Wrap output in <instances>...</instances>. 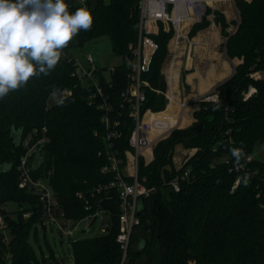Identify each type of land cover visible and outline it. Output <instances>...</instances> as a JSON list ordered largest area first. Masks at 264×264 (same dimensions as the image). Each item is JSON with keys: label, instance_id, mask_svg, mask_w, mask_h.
<instances>
[{"label": "trees", "instance_id": "trees-1", "mask_svg": "<svg viewBox=\"0 0 264 264\" xmlns=\"http://www.w3.org/2000/svg\"><path fill=\"white\" fill-rule=\"evenodd\" d=\"M140 1L65 0L70 12L89 8L94 17L92 29L74 37L48 76L32 77L0 99V208L9 237L6 241L0 230V264L38 263L29 237L43 222V204L36 194L22 189L18 165L26 151L24 138L43 126L48 128L49 140L42 146L32 175L46 177L51 171L49 182L65 216L80 221L97 210V201L111 215L108 233L73 242V263H120L123 250L116 240L121 225L119 196L115 188L97 191L115 181L114 173L105 170L110 165L109 128L103 121L104 109L98 107L103 97L97 96L90 104L94 85L73 74L77 65L71 53L90 39L107 35L115 53L125 57L131 52L129 46L140 41ZM234 2L238 20L229 21L222 11L214 10V22L221 27L227 55L241 61L232 76L215 86L217 99L209 100L212 95H207L198 101L200 108L192 125L174 128L160 139L152 161L146 164L140 157L138 178L154 190L138 201L142 223L132 233L127 264H139L142 258L145 264H264V160L252 157L247 161L257 144L264 146V0ZM211 12L207 8L190 36L210 26ZM232 25L235 28L230 30ZM150 36L157 48L142 78L161 92L145 87L148 98L142 113L164 111L168 104V81L162 70L173 30L167 32L162 26ZM114 69L109 80L99 69L96 78L112 106V123L119 121L117 136L112 137L114 147L119 156H125L136 126L132 103L123 96L130 86L129 68L125 62ZM258 72L262 75L255 77ZM251 86L256 90L248 95ZM64 88L71 89V94L64 95V104H50V93ZM178 145L196 149L179 168L173 163ZM234 147L245 153L239 169L231 152ZM177 178L180 190L175 192L171 181ZM236 180L239 183L233 188ZM86 200L91 210L86 209ZM7 203L16 205L11 211L16 213L13 219L3 208ZM27 212L30 216L24 217Z\"/></svg>", "mask_w": 264, "mask_h": 264}, {"label": "built area", "instance_id": "built-area-1", "mask_svg": "<svg viewBox=\"0 0 264 264\" xmlns=\"http://www.w3.org/2000/svg\"><path fill=\"white\" fill-rule=\"evenodd\" d=\"M208 4L209 0H141L139 2L140 12L142 13V28L139 36L140 41L135 46H129L131 52L126 54L124 58L129 68L128 77L130 86L124 91L123 96L126 97L127 101L132 103L133 111L131 116L134 117L136 124L129 137L130 149L126 150L125 156H119L120 152L114 147L115 141L112 137L117 136L115 129L119 126V121L115 120L113 123L111 121L110 114L112 113V106L107 101L108 98L104 96L102 86L96 78V74L99 70L97 67L84 66L83 64L80 65L76 61L77 67H80L82 71L76 69L73 74L78 75L81 79L89 80L91 84L94 85V92L90 96V104L95 103L97 96L103 97V100L98 107L102 110L104 109L106 114H104L103 121L109 128L106 139H108L107 153H109L108 159L110 165L105 166V170L114 173L115 181L104 187L99 186L97 191L101 192V190L105 188H115L119 196L120 208L122 209L119 215L121 225L116 240L119 242L121 250H123L119 264H127L128 252L130 251L129 247L133 236L132 233L134 229L136 230V228L142 223L138 214V201L141 197L151 195L154 190L152 187H147V185L138 178V171L140 168L139 159L140 157L145 159L146 150L151 149L154 145L153 139L150 137L153 123L145 120L144 116L146 112L142 113L141 110L148 98V96H146L145 87H150L151 84L150 81L142 78V74L149 69V63L157 48L156 40H153L150 35L158 34L162 26L167 32L171 29L173 30V36L171 41H169V50L170 53H172V66L179 53V46L183 40L189 39V46L193 45L187 29L192 23L202 20L207 12V8H209L207 7ZM87 62L93 64L94 57L88 55ZM115 70L116 69L113 68V72H115ZM254 76L257 77L256 74H254ZM150 88L155 90L157 94L161 92L159 89ZM255 90L256 89L251 86L248 95L253 94ZM60 92L63 95H69L71 94V89L64 88L61 89ZM217 98L218 95L214 98L207 99L214 100ZM181 106L184 107L185 103ZM47 131L48 128L46 126H43L42 129L35 128L33 131L29 132L23 140V146L26 151L21 155L20 163L18 165L22 189L24 188L41 198L40 201L43 204L44 211L43 221L46 224L54 223L55 225H58L59 230L62 233H65V235L67 234L71 237L79 226L80 221L88 220L92 222L95 216L96 220L101 217L102 222L104 223L101 227V233H108L109 227L112 224L111 215L108 212L109 210L102 208L100 201H97L96 203V211L91 212L80 221L78 220V222L65 216L66 212L59 207L58 197L51 186L52 184L49 182L51 171L48 172V176L46 177H34L32 175L34 167L36 168L39 163L38 158L40 156L38 155L42 153V146L48 143L49 139L46 134ZM252 157L253 156L249 155L247 161L251 160ZM147 163L148 162H146V164ZM241 166H243L241 162H239V164L235 163L236 169H239ZM188 172L189 171L185 172V175L183 176L184 178H186L185 176L188 175ZM129 177L132 179L130 180ZM179 181L178 178L171 181V186L175 192L180 190ZM238 181L239 180H236L233 188L238 185ZM79 196L86 197L83 194H79ZM92 208L93 206L90 201L86 200V209L91 210ZM30 214L31 212H27L24 214V217H29ZM3 215L4 213H2L0 208V230L5 234V239L7 240L5 233L6 227L4 224L5 219ZM9 264H11V261H9Z\"/></svg>", "mask_w": 264, "mask_h": 264}, {"label": "clouds", "instance_id": "clouds-1", "mask_svg": "<svg viewBox=\"0 0 264 264\" xmlns=\"http://www.w3.org/2000/svg\"><path fill=\"white\" fill-rule=\"evenodd\" d=\"M93 22L89 8L70 12L65 0H0V99L32 77L48 76L63 49ZM50 99L62 106L66 97L54 89ZM231 152L237 164L245 156L243 148Z\"/></svg>", "mask_w": 264, "mask_h": 264}, {"label": "crops", "instance_id": "crops-1", "mask_svg": "<svg viewBox=\"0 0 264 264\" xmlns=\"http://www.w3.org/2000/svg\"><path fill=\"white\" fill-rule=\"evenodd\" d=\"M207 7L213 10L208 16L211 20L210 26L199 30L193 36L189 35L192 46L188 47V42L183 40L172 66V53L169 50L171 54L169 68L162 70L168 81V89L165 93L168 97V104L164 111L149 110L144 116L146 121L153 123L150 137L154 142L151 149L146 150V162L154 158L153 148L160 139L167 137L174 128H185L195 122L194 113L200 108L198 101L209 94L216 85L232 76L235 71L234 66L241 61L237 58L230 59L227 55L221 27L214 22V10L222 11L229 21L234 20L235 11L239 13L234 0H209ZM196 22L188 27V32ZM233 27L234 25L230 27V30ZM183 103H185L184 107L181 106ZM170 104H172V109L169 107ZM188 149V157L196 152V149Z\"/></svg>", "mask_w": 264, "mask_h": 264}, {"label": "rangeland", "instance_id": "rangeland-1", "mask_svg": "<svg viewBox=\"0 0 264 264\" xmlns=\"http://www.w3.org/2000/svg\"><path fill=\"white\" fill-rule=\"evenodd\" d=\"M233 17L234 20H238L239 13L235 11ZM233 28H235V25ZM186 41L188 42V47H189V39H186ZM112 45L113 44L112 41H110V38L107 35H102L90 39L83 47L73 49L71 54L72 56L76 57V61L78 64L80 65L83 64L84 66H90V67H97V69L103 71L102 72L103 75L105 76L106 79L109 80L111 78L113 68L125 63V59H124L125 57L123 55L116 54ZM187 52L189 54L188 50ZM194 54L196 53L194 52ZM88 55L94 57L93 64H89L87 62ZM170 55L171 54H169V56L166 58L164 62L163 67L165 69L169 68L168 66L170 62ZM77 70H81V68L77 67ZM255 74L257 75V77L262 75L261 72ZM83 82L85 84L86 83L88 84V81L85 79L83 80ZM186 90H188V87H186ZM213 90L209 94H207L212 96H208L207 98L216 97L217 94L213 93ZM50 101H51L50 104L55 103V101L52 99H50ZM255 147L256 148L254 152H252L250 155L257 159L260 158L264 160V146L262 144H257V146ZM188 152L189 149L183 147L182 145H178L176 147V153H174L173 163L177 168L183 165L182 163L184 162L185 158L188 157L189 155L187 154ZM14 207H16V205L13 203H7L6 205L3 206V208H6V211H8V215H9L8 217L11 219H13L16 215V213L11 212ZM94 223L95 224L93 226L92 223L88 220L80 221L79 226L76 228V230L71 235V237H69L67 234L65 235V233H62L59 230L58 225H55L54 223L46 224L43 221L38 226V229L35 228L31 231L29 237V240L31 241L30 243L33 249L35 250V253H37L38 263L35 264H74L73 263L74 252H72L73 242L80 239L92 238L101 235V227L104 225L101 217H99ZM4 224L6 227L5 229V233H6L8 229L7 227L8 224L6 223V220L4 221ZM138 233L141 235L142 228L138 230ZM138 263L145 264V259L142 258L141 260L138 261Z\"/></svg>", "mask_w": 264, "mask_h": 264}, {"label": "water", "instance_id": "water-1", "mask_svg": "<svg viewBox=\"0 0 264 264\" xmlns=\"http://www.w3.org/2000/svg\"><path fill=\"white\" fill-rule=\"evenodd\" d=\"M226 52H227V50H226ZM140 202H141V200H140ZM138 207H139V205H138ZM142 209H141V207H139V210H138V214L140 213V211H141ZM95 220H96V216L93 218V220H92V225L94 226V222H95Z\"/></svg>", "mask_w": 264, "mask_h": 264}, {"label": "bare ground", "instance_id": "bare-ground-1", "mask_svg": "<svg viewBox=\"0 0 264 264\" xmlns=\"http://www.w3.org/2000/svg\"><path fill=\"white\" fill-rule=\"evenodd\" d=\"M169 107H170V109H172V108H171V107H172V104H170V106H169ZM170 109H169L168 111H170Z\"/></svg>", "mask_w": 264, "mask_h": 264}]
</instances>
